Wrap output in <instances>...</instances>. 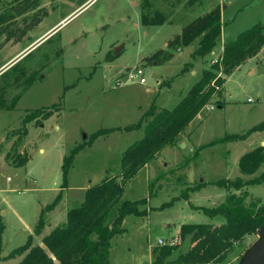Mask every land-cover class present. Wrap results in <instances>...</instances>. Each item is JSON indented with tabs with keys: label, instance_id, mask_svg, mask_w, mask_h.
<instances>
[{
	"label": "rangeland",
	"instance_id": "obj_1",
	"mask_svg": "<svg viewBox=\"0 0 264 264\" xmlns=\"http://www.w3.org/2000/svg\"><path fill=\"white\" fill-rule=\"evenodd\" d=\"M32 1L18 13L17 1L0 0V13L14 14L9 26L24 29L10 36L0 33V68L40 33L64 23L0 73V256L33 235L41 208L52 204L60 189L55 206L65 219L71 207L83 202L87 185L120 172L123 151L144 135L151 119L144 113L152 104L156 111L173 107L217 56L192 59L196 46L189 45L161 64L144 58L167 50V41L185 24L216 5L222 28L217 46L264 20V0ZM154 12L162 14L163 23L144 25L141 13ZM135 66L143 67L145 82L126 79ZM224 79L218 95L180 139L123 181V198L145 200L137 207L142 214L124 215L122 232L110 239V264H152L150 249L174 245L164 263L172 264L189 246L179 226L209 221L198 208L222 203L227 190L216 181L241 175L238 158L264 141V129L250 132L264 121V46ZM140 120V126L127 128ZM226 135L245 137L206 145L193 155L199 145ZM180 142H186L185 148ZM25 154L27 161L17 166ZM70 156L62 187L61 166ZM188 157L187 166L177 169ZM198 182L205 186L189 190ZM246 188V202L264 201V182ZM51 210L43 214L45 224L52 223ZM255 238L236 244L223 264L235 263ZM22 256L0 264H15Z\"/></svg>",
	"mask_w": 264,
	"mask_h": 264
},
{
	"label": "trees",
	"instance_id": "obj_2",
	"mask_svg": "<svg viewBox=\"0 0 264 264\" xmlns=\"http://www.w3.org/2000/svg\"><path fill=\"white\" fill-rule=\"evenodd\" d=\"M13 1L19 3L15 9L18 13L33 2ZM220 10L221 7L216 5L188 22L182 27L181 33L167 41V50H158L144 60L148 64H161L170 59L175 50L182 51L183 47L189 45L196 46L191 53L192 58L209 54L217 45L222 31ZM154 14L152 16L141 13V22L144 25L163 23L162 14ZM13 16L12 12L0 13V33L6 32L10 36L16 31L24 32L22 28L9 26ZM263 46L264 20L252 24L250 28L239 32L233 40L223 43L215 61L201 69L198 80L173 107L156 111L152 104L144 113L151 119L147 120L144 135L123 151L120 172L106 175L103 180L89 185L84 192L83 202L71 207L65 214V220L43 235L42 244H31L32 237L29 236L22 245L13 248L5 256H0V261L23 255L15 264H110V239L122 232L124 215L142 214L137 207L145 200L144 197H139L138 200L123 198V181L132 177L145 164L151 163L163 147L176 143L193 118L218 95L225 82L224 76L250 59ZM185 67L186 65L181 70L185 71ZM142 122L140 120L136 125L127 128L138 127ZM263 129L264 121L253 126L250 132ZM244 137L245 135H226L213 139L195 148L193 155H198L206 145L225 140L236 141ZM26 155L19 159L17 166L27 161ZM189 159H185L177 169L185 168ZM70 161L71 156L63 160L61 166L62 187L66 186ZM237 162L241 175L216 181L227 190L222 203L198 208L210 220L206 223L189 222L179 226L181 237L189 236V246L187 251L179 253L173 259L172 264H223L225 257L236 244L256 234V228L264 221V201L246 202V187H254L264 182V144L259 143L252 150L243 153ZM154 179L156 181L158 176ZM203 186L205 183L198 182L190 186L189 190H198ZM61 191L62 189L58 191L52 204L41 208L34 234H38L44 227L43 214L59 202L57 200L61 197ZM238 191L241 192L237 193ZM114 209L115 212L111 215ZM174 250V245L153 247L152 264H164ZM236 262L232 264H237Z\"/></svg>",
	"mask_w": 264,
	"mask_h": 264
},
{
	"label": "water",
	"instance_id": "obj_3",
	"mask_svg": "<svg viewBox=\"0 0 264 264\" xmlns=\"http://www.w3.org/2000/svg\"><path fill=\"white\" fill-rule=\"evenodd\" d=\"M41 41H38L31 47L29 46L30 48L27 47L26 49H24L23 52L18 55L15 60L12 61V63L16 62V60L27 54L29 50H31ZM12 63L1 67L0 73L7 69V67H9ZM261 144H264V141H262ZM180 145L183 146V142H180ZM256 229L257 232L255 240L251 244H249L248 247L243 251L236 262L237 264H264V221Z\"/></svg>",
	"mask_w": 264,
	"mask_h": 264
},
{
	"label": "crops",
	"instance_id": "obj_4",
	"mask_svg": "<svg viewBox=\"0 0 264 264\" xmlns=\"http://www.w3.org/2000/svg\"><path fill=\"white\" fill-rule=\"evenodd\" d=\"M78 12V11H77ZM64 22H62V23H60V24H57L56 26L55 25H52V26H50L47 30H45V31H43L42 33H40V35L39 36H37L35 39H33L32 40V42L29 44V46L31 47L32 45H34L35 43H37L38 41H41V40H43L44 38H46L48 35H49V33L51 32V31H53L54 29H56L57 27H59V26H61L62 24H63ZM29 46H27V47H29ZM26 47V48H27ZM29 47V48H30ZM25 48V49H26ZM222 48H223V44H220V46H215L214 48H213V50L210 52L212 55H216L217 56V54H219L220 53V51L222 50ZM21 54V53H20ZM189 57H191V56H189ZM192 58V57H191ZM193 59V58H192ZM196 67V66H195ZM203 68V67H202ZM201 68V69H202ZM237 68H239V67H237ZM237 68H235V69H237ZM200 69V70H201ZM235 69L233 70V71H235ZM232 71V72H233ZM190 72L191 73H195L196 71L194 70V68L193 69H190ZM231 72V73H232ZM226 77V76H225ZM184 145H183V147L185 148V146H186V142H184L183 143ZM191 145L192 144H190V150H191ZM178 147H179V145H177ZM192 173H193V171H189L187 174L188 175H192ZM89 185H87L86 187H88ZM87 189V188H86ZM53 209H55V211L54 210H51V211H54V213L52 214V215H50V216H52V217H50V218H52L50 221H52V223H49V222H47L45 225H44V227L42 228V230L38 233V234H34L33 233V235H31L32 236V240H33V244H42V237H43V235L44 234H46L50 229H52L53 227H55V225H57V224H59V223H62L65 219L63 218V213L60 211V210H58V207L57 206H54V208ZM56 214V215H55ZM59 216V217H58ZM56 217H58L59 219H58V221H57V218ZM30 234H32V232L30 233ZM34 239H35V241H34ZM149 249H150V247H149ZM150 253H151V249H150ZM151 260H152V254H151ZM150 260V261H151Z\"/></svg>",
	"mask_w": 264,
	"mask_h": 264
},
{
	"label": "built area",
	"instance_id": "obj_5",
	"mask_svg": "<svg viewBox=\"0 0 264 264\" xmlns=\"http://www.w3.org/2000/svg\"><path fill=\"white\" fill-rule=\"evenodd\" d=\"M222 1V3L226 0H220ZM144 73V69L142 66H135L133 70H127V80H131L134 77H138V81L140 82H145V78L143 76ZM213 107L210 106L209 109H212ZM157 243L162 244L163 243V239L161 237H157L156 238Z\"/></svg>",
	"mask_w": 264,
	"mask_h": 264
}]
</instances>
